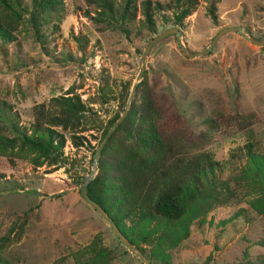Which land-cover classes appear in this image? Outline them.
Here are the masks:
<instances>
[{
	"label": "rangeland",
	"instance_id": "rangeland-1",
	"mask_svg": "<svg viewBox=\"0 0 264 264\" xmlns=\"http://www.w3.org/2000/svg\"><path fill=\"white\" fill-rule=\"evenodd\" d=\"M142 1L134 0V18L116 21L98 17L86 0H62L61 22L43 16L39 37L12 0L9 11L0 7V134L28 133L33 108L55 97L77 96L85 107L81 124L57 128L66 138L59 162L38 166L0 156V239L9 235L0 260L7 264H81L72 254L93 244L100 255L92 264H143L79 192L110 121L124 111L147 44L174 28L158 21L156 34L146 30ZM114 2L123 7L124 0ZM228 27L263 39L264 0H198L179 30L184 44L199 51ZM144 66L127 113L132 110L130 131L116 128L99 154L108 165L98 186L106 206L119 196L122 149L152 156L156 132L172 155L207 151L218 166L201 178L202 195L179 221L125 220V231L166 264H264V45L227 32L210 54L189 59L168 36L152 47ZM72 135L83 137L81 146ZM99 171L98 159L94 179ZM145 235L150 242L141 241Z\"/></svg>",
	"mask_w": 264,
	"mask_h": 264
},
{
	"label": "trees",
	"instance_id": "trees-1",
	"mask_svg": "<svg viewBox=\"0 0 264 264\" xmlns=\"http://www.w3.org/2000/svg\"><path fill=\"white\" fill-rule=\"evenodd\" d=\"M12 2L16 8L29 14L32 27L38 37L43 16L53 15L57 23H60L63 18L62 0H12ZM86 2L96 10L98 17L104 16L109 20H131L136 13L134 0H124L121 8L117 7L114 0H86ZM197 5L198 0H170L168 3L145 0L140 4V12L146 30L156 34L158 21L180 29L185 18L195 10ZM0 7L4 11L10 10L7 0H0ZM208 14L216 23L217 14L214 5L208 7ZM99 20V18L95 19L96 22ZM0 36L4 37V34L0 33ZM147 102L146 98L144 104ZM149 108L147 107V110ZM84 114L85 107L77 96H59L52 98L47 105L39 104L33 108V122L28 133L26 131L18 133L11 138L0 134V156L9 158L12 163L14 159L27 160L38 166L43 160L57 163L60 161L66 143L65 136L57 128L78 126ZM131 118H133L132 110L117 127L116 133L127 129L129 132ZM115 120L116 118L112 119L109 124L112 125ZM114 136L115 133L109 138L110 143ZM152 136L154 137L152 156L142 157L128 149H122L116 164L119 196L115 205L107 207L103 199L104 195L98 189L101 173L108 170V165L103 163L101 158H99V174L87 186V193L112 217L120 231L142 251L150 264H166L161 256L147 255L138 246L127 230L125 231L124 221L133 224L156 216L168 222L179 221L202 195L201 178H205L209 172H212L218 166V162L207 151L172 155L170 147L158 139L156 132H153ZM82 138L72 135L73 145L81 146ZM250 149L251 145H248L247 152ZM111 209L114 212H111ZM8 239L9 235L0 239V250L8 243ZM141 241L150 242V235H145ZM98 255H100V249L93 244L85 253L74 252L72 257L77 263L92 264ZM0 264H7V262L0 260Z\"/></svg>",
	"mask_w": 264,
	"mask_h": 264
},
{
	"label": "water",
	"instance_id": "water-1",
	"mask_svg": "<svg viewBox=\"0 0 264 264\" xmlns=\"http://www.w3.org/2000/svg\"><path fill=\"white\" fill-rule=\"evenodd\" d=\"M227 32H234L239 34L241 37H243L244 39H246L247 41H249L250 43L257 45L259 47H262L264 45V38L261 40H257L254 37H252V35L247 32V31H243L237 27H228V28H223L221 29L216 36L213 38V40L211 41V43L208 45V47H206V49L203 50H199V51H191L182 41V33L179 29L177 28H169L164 30L163 32L159 33L158 35H156L155 37H153L149 43L147 44L142 58H141V67L140 70L138 72V75L136 77V81L132 86V92L130 94V96L128 97V100L126 102L125 108L123 113L118 117V119L111 125V127L108 129L107 133L105 134L103 141L101 142V144L99 145V147L96 149L95 153H94V158H93V165H92V170L90 172V174L85 177L84 179L81 180L80 182V196L83 199V201L85 203H87L91 208H93L103 219L104 221H106L109 226L111 231L114 233V235L119 239V241L129 250L131 251L134 256H136L143 264H150V262L148 261L147 257L142 253V251L136 247L131 241H129V239L120 231V229L118 228V226L116 225V223L114 222V220L112 219V217L109 216V214L101 207V205H99L97 202H95L94 200H92L88 193H87V186L90 183L91 180L94 179L95 176V172L97 170L98 167V159H99V154L101 152V150L103 149V147L105 146V144L107 143V141L109 140V138L111 137L112 133L114 132V130L118 127V125L123 121V119L126 117L128 110H129V106H130V100H131V96L133 94V91L135 90L136 86L138 85V83L140 82L141 78H142V74L145 68V59L147 54L149 53V51L152 49V47L160 42L161 40L165 39L168 36H174L175 37V41L176 44L180 50V52L189 59H194V58H200L203 57L205 55L210 54L211 50L213 49V47L215 46V44L217 43L218 39L225 33Z\"/></svg>",
	"mask_w": 264,
	"mask_h": 264
}]
</instances>
